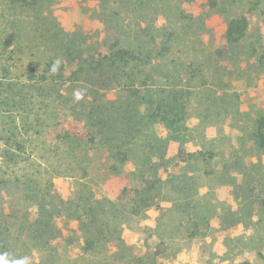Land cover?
<instances>
[{
	"label": "rangeland",
	"instance_id": "374dc122",
	"mask_svg": "<svg viewBox=\"0 0 264 264\" xmlns=\"http://www.w3.org/2000/svg\"><path fill=\"white\" fill-rule=\"evenodd\" d=\"M40 2L48 12L23 16L38 61L83 60L118 38L134 53L153 48L154 63L139 66L136 79L154 72L157 93L173 84L187 89V121L184 134L160 161L144 140L124 148L118 144L124 116L133 114L140 100L128 98L106 72L55 87L53 93L62 96L55 109L61 119H48L50 125L89 127L98 118L90 112L102 110L117 137L108 152L126 151L129 158L111 159L108 147L98 144L80 158H55L56 128L35 138L37 153L46 154L53 169L49 191L54 194L41 199L46 187L39 181L28 187L1 184L0 204H15L22 216L28 209L33 220L40 214L52 231L42 243L28 248L14 243L0 257L9 264L24 259L28 264H264V150L255 136L256 119L264 116V0ZM234 16L248 19L249 29L239 43L230 44L226 29ZM123 71L134 74L131 67ZM6 171L10 181L20 178L21 171L0 158V177ZM153 181V206L141 209L134 202L137 192ZM92 197L104 201L106 214L100 217L112 240L84 252L86 238L95 233L83 234L76 221L67 223L62 202Z\"/></svg>",
	"mask_w": 264,
	"mask_h": 264
},
{
	"label": "trees",
	"instance_id": "16d2710c",
	"mask_svg": "<svg viewBox=\"0 0 264 264\" xmlns=\"http://www.w3.org/2000/svg\"><path fill=\"white\" fill-rule=\"evenodd\" d=\"M48 10L47 7L42 9L40 0H0V158L21 171H18L20 178L15 181L5 177L8 173L6 171L0 177V185L26 183L24 185L28 187L27 185L39 181L46 187L40 190L41 199L54 194L49 191L52 187L50 183L53 169L47 165V155L37 153L34 144L35 138L41 139L51 133V126L56 128L52 130V143L54 148L56 147L55 158L70 157L71 154L80 158L87 154L88 147L96 144L107 146L105 153L107 152L111 159L121 155L129 156L126 151H118L116 154L108 152L109 148L115 147L117 137L112 133L110 116L102 115L104 112L102 110L97 115L93 114L94 110L90 112L98 118L94 117L89 127L84 124H67L61 127V123L50 125V121H47L51 118L61 119V113L55 109L62 106L60 101L62 96L58 92L57 95L53 93L55 87L72 85L87 74L90 76L106 72L109 75L104 73L105 77L122 87L128 98L140 100L136 102L138 109H135L133 114L124 116L127 117L126 126L118 138V144H123L124 148L134 139L144 140L146 147L163 161L168 148L178 136L184 134L182 128L187 121L186 100L190 96L188 90L179 84H173L168 87L169 89L160 90L158 95L151 84L155 78L154 72H147L143 75L145 79L142 81L141 78L136 79L139 75L137 69L139 66L147 69L152 62L154 63L153 48L134 53L120 38L108 44L106 49L96 54L91 53L83 60L77 57L70 61L63 57H49L38 61L34 53L31 54L36 47L27 37L23 16L37 11L46 13ZM248 29V19L232 17L226 29L227 42L239 43ZM56 61H59V65L53 72ZM127 67H131V73L134 74L127 76L123 71ZM170 80L167 77L166 82L172 84ZM136 83L137 86H134ZM35 112L38 115L33 118ZM40 113L46 116L43 117ZM255 125L258 146L264 150V116H259ZM111 171L119 173L116 168ZM156 184L157 181L147 182L142 192H137L134 202L141 209L153 206ZM54 198L59 201L57 197ZM62 204L69 212L65 217L67 223L76 221L79 232L83 234L95 233L91 239L86 238L84 252L94 250L101 240L104 242L112 240L108 233H105L108 224L100 217L101 213H105L106 207L102 206L104 201L92 197L90 201L83 199L78 203L65 201ZM1 207L0 216H5V220L0 221L2 253H9L14 243L26 248L32 244H40L42 243L40 239L47 238L52 231L48 223H42L40 214L33 220L30 219L28 209L22 216L21 211L15 208V204L4 202Z\"/></svg>",
	"mask_w": 264,
	"mask_h": 264
},
{
	"label": "clouds",
	"instance_id": "9594fccd",
	"mask_svg": "<svg viewBox=\"0 0 264 264\" xmlns=\"http://www.w3.org/2000/svg\"><path fill=\"white\" fill-rule=\"evenodd\" d=\"M58 65H59V61H56L52 69L53 72L57 70ZM76 99L77 100L81 99V94L79 92L76 93ZM0 264H9V262L6 259V257H0ZM11 264H28V261L27 259L18 260V261L14 260L11 262Z\"/></svg>",
	"mask_w": 264,
	"mask_h": 264
}]
</instances>
